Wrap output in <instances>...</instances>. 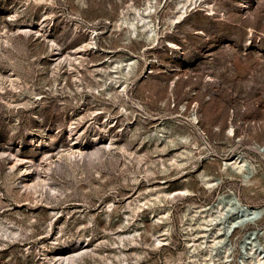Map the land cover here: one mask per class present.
<instances>
[{
  "label": "rangeland",
  "instance_id": "1",
  "mask_svg": "<svg viewBox=\"0 0 264 264\" xmlns=\"http://www.w3.org/2000/svg\"><path fill=\"white\" fill-rule=\"evenodd\" d=\"M178 1L158 0L152 19L161 33L151 41L130 38L116 25L122 15L132 18V5L141 7L143 0H56L52 10L30 0H0V29L7 23L11 35L0 53V223L15 224L17 232L0 240V264L54 262V243L83 236L101 254L86 257L83 264H123L115 256L119 249L129 264H185L187 235L207 232L190 221L195 208L220 201L225 209L218 219L225 223H247L256 212L251 207L264 211V0H207L212 11L203 0H193L180 20H171ZM15 9L18 25L6 22ZM75 23L97 32V49L79 51L80 62L60 59L57 64L46 38L12 36L17 26L35 30L42 24L63 47V58L88 41L89 30L76 32ZM130 56L139 59L135 73L147 74L128 81V99L115 90L113 96L96 94L94 88L103 92L105 77L92 70L106 68L105 58ZM193 112L200 134L188 121ZM69 126L85 131L89 140L100 133L111 136L115 148L93 161L82 160L80 167L68 166L57 152L72 143ZM162 128L173 142L156 140L154 132ZM182 136L198 148L187 142L193 152L178 168L171 158H182ZM237 157L246 159L244 174L231 166L221 169L225 159ZM49 162L60 196L36 203L24 185L38 173L43 176ZM162 163L167 170L161 171ZM202 171L219 185L205 187L197 176ZM155 187L171 194L187 188L191 194L161 203L155 199L137 218L132 200L154 199ZM164 208L169 210L168 240L155 247L152 234L163 224L152 216ZM50 220L55 221L51 230ZM249 227L257 228V244L264 245V219ZM135 228L137 244L117 248L118 236ZM238 234L225 243L237 241ZM132 247H138L139 256Z\"/></svg>",
  "mask_w": 264,
  "mask_h": 264
},
{
  "label": "bare ground",
  "instance_id": "2",
  "mask_svg": "<svg viewBox=\"0 0 264 264\" xmlns=\"http://www.w3.org/2000/svg\"><path fill=\"white\" fill-rule=\"evenodd\" d=\"M28 1V0H27ZM193 0H179L177 2V11L171 17V20H180L184 13L187 12V8L192 4ZM191 2L188 6L187 3ZM44 4L47 9H53L56 0H30L29 4ZM203 4L207 6L209 11L214 10L213 5H210L207 0H203ZM159 2L158 0H143L141 7H136L132 5L131 10L133 11V16L130 19L123 17V15L119 18V21L116 25L119 28H126V32L129 34L130 38L138 39L140 37L146 38L147 40L156 41L160 38V28L154 22L153 14H155L158 8ZM33 6V5H31ZM49 13H45L47 16ZM20 12L15 9L9 15V19L6 22L11 23L12 25H18L20 23L19 20ZM176 21V22H177ZM2 28L0 30H4L3 34H0V53H2L3 45L9 46V41L11 35L8 34L9 26L7 23H1ZM8 27V28H7ZM80 27L78 24H73V29L76 32H83L84 30H89L88 41L73 49L71 53H65L63 58L60 57L62 54L61 46L55 42L53 38H49L47 35V31L45 26L42 24L37 25V28L34 30L30 25L20 27L17 26L16 33H12V36H31L32 34L37 35L38 38H46L48 42H50V50L53 58L56 63L60 62V59L66 60L70 63L74 61L80 62V58L82 55H79V51H93L97 49L96 43V35L97 32L94 29ZM5 37V40H1L2 37ZM149 45V44H148ZM172 45H174L172 43ZM175 46V45H174ZM73 55V56H72ZM107 64L106 68H94L92 71L99 73V75L104 76L102 79L103 92L94 88L95 93L98 95L106 94L112 95V90H115L116 93L121 95L123 98L128 99L127 95V86L128 81L135 76L136 78H142L147 71H143L140 73L138 70L135 73L137 63L139 59L134 56H130L125 59L111 60L110 58H105L103 63ZM139 69V68H138ZM146 69V68H145ZM101 77V76H99ZM10 78V82L13 85L14 78ZM18 78V77H16ZM75 80L81 81V78L76 75L74 76ZM16 88L15 86H13ZM101 91V92H100ZM113 96V95H112ZM190 125L200 134L198 129V117L196 113H192L189 118ZM129 124V123H128ZM108 123H103V129L107 132L109 129ZM231 131L233 132V128L231 127ZM67 138L72 141L67 148L61 150V152H57L59 159H63L68 166H76L80 167L82 160L93 161L96 158V155L101 157L105 155V153H111L115 148L114 142L112 141L111 136L109 138L104 137L101 133L99 135H94L90 140L85 136V131L78 133V131L73 126H69L66 131ZM154 136L156 140L160 143H168L173 142L171 139V135L168 134L165 128L156 129L154 132ZM184 145L180 151V156L182 158L173 157L171 158V165H174L178 168H181L190 158L192 154V147L187 146V142L189 145L196 146L198 148L197 143L193 140L190 141L188 137L180 138ZM41 143V142H40ZM91 149V151H88ZM125 150H123V153ZM184 158V159H183ZM227 166H231L235 171L241 172L244 174L246 167V159L244 158H231L225 159L223 166L221 165V169H227ZM161 171H165L166 166L164 163L161 164ZM52 170V163L49 162L47 172L42 176L40 173L36 174L33 178L32 182L29 184H25V190L28 192L29 196H31L36 203H45L49 204L48 197L57 198L60 196V190L54 185L53 179L49 174V171ZM147 174H153V171L146 168L144 171ZM198 178L203 183V185L209 189L215 188L219 185V181L217 179H211L207 176V174L202 171L197 173ZM163 183V182H160ZM150 190V189H149ZM154 199H145L143 201H139L134 198L132 200L135 202V208H131V202L128 203L127 207L131 208L132 212L136 213V217H140L142 213V209L150 204L151 201L155 199L161 203L162 198H170L174 199L175 195L181 196H189L191 194L189 189H183L178 191L177 193L171 194V192L166 191L161 187H155L153 189ZM138 197V195H137ZM220 198V195L219 197ZM111 205H106L107 210H111ZM216 210L218 213L217 216H213L210 210ZM225 206H222L220 201L215 203L214 205H210L207 207L198 206V208L194 209L195 215H192L190 221L192 220L194 224L197 223L198 226H201L206 233L203 231L197 232L195 235L191 232L187 236L189 237L186 240V246L188 249V258L185 264H264V245L257 244L259 236V232H256L257 228H251L250 225H257V222L264 219V211L261 207H251V210H255L254 216L249 218L247 223H238L237 220L232 219L230 221L220 222L218 217L222 215V211H224ZM158 216H152L153 220L157 223L162 222L164 233L161 231L158 234H152L153 243L152 246L159 247L166 244L165 240H168L169 235V226L166 224L165 219L168 217L169 210L168 208L162 209L158 212ZM205 213L204 215H201ZM186 215H184L185 217ZM33 218L35 216H32ZM201 217V220H200ZM141 220H137L136 224L140 223ZM55 221L50 220L48 223V228L51 230L53 228ZM224 226H221L223 225ZM15 224L12 223V226L8 224L0 223V240L5 237H12L17 234L16 231L13 230ZM191 227V225L189 224ZM235 233H239L238 240L235 242L225 243L226 238L233 237ZM255 233V235H254ZM264 234V233H263ZM254 235V236H253ZM140 233L137 228H135L132 232H127L124 234H120L118 236V241L115 242L117 244V248L120 246H125L126 242L135 246L137 244V238H139ZM262 236V235H261ZM201 240L198 244L196 241ZM218 246H221L218 248ZM48 248L47 246H45ZM54 262L46 261V264H83L85 258L91 256L92 254H98L91 249V244L87 236L72 238L71 240L64 239L61 242L58 241L54 243ZM134 249V254L139 256V252L137 251L138 247H132ZM204 252V254H202ZM202 254V256H200ZM101 256V254H98ZM115 255V254H114ZM120 259L123 264L127 263V254L123 250H118V254L115 255ZM200 256V257H199ZM202 257V258H201Z\"/></svg>",
  "mask_w": 264,
  "mask_h": 264
}]
</instances>
